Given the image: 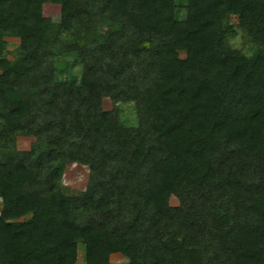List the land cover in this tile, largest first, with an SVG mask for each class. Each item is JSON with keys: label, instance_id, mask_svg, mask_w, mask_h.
<instances>
[{"label": "trees", "instance_id": "obj_1", "mask_svg": "<svg viewBox=\"0 0 264 264\" xmlns=\"http://www.w3.org/2000/svg\"><path fill=\"white\" fill-rule=\"evenodd\" d=\"M68 56L79 82L56 78ZM70 165L88 182L68 195ZM80 250L264 264V0H0V264Z\"/></svg>", "mask_w": 264, "mask_h": 264}, {"label": "rangeland", "instance_id": "obj_2", "mask_svg": "<svg viewBox=\"0 0 264 264\" xmlns=\"http://www.w3.org/2000/svg\"><path fill=\"white\" fill-rule=\"evenodd\" d=\"M43 16L48 17L52 22L57 23L60 19V6L56 4L46 3L43 5ZM235 22V18H233ZM230 44L235 48L246 49L247 45L243 38L239 35L230 41ZM18 46V41L15 39H7V49L12 52ZM56 78L58 81H63L68 78L79 82L80 69L74 56L61 57L56 59ZM103 108L106 111H111L114 108L112 102L108 99L103 101ZM120 118L125 122L126 126H134L137 123L135 118V111L133 105L124 104L120 105ZM32 140L30 138H18L16 148L18 150H28ZM88 182V172L85 167L80 165H70L66 168L63 175V188L68 195L76 194L84 190ZM171 204L176 205L177 201L172 198ZM27 218H32L38 221L40 218L39 211H34ZM82 250L78 253L77 264H102L101 258L91 257L83 260ZM85 261V262H84ZM104 264H126L127 259L121 255H112L105 260Z\"/></svg>", "mask_w": 264, "mask_h": 264}]
</instances>
